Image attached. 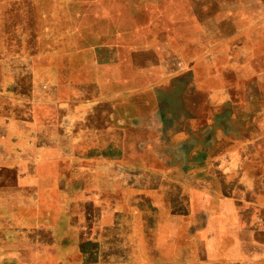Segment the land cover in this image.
<instances>
[{
  "label": "rangeland",
  "instance_id": "1",
  "mask_svg": "<svg viewBox=\"0 0 264 264\" xmlns=\"http://www.w3.org/2000/svg\"><path fill=\"white\" fill-rule=\"evenodd\" d=\"M81 1L0 0V194H15L11 179L18 176L17 171L27 172L22 161L31 162L32 171L40 172L41 187L55 188L54 174L67 171L71 147L81 151L77 154L79 187L98 188L103 166H108L104 162L117 171L114 166L124 163L123 153L115 152L117 146L105 153L83 151L89 146L118 145L119 137H72L67 119L89 112L98 124L107 113L148 114L145 105L139 104V96L120 95L112 80L114 70L103 69L107 53L93 47L108 41L93 39L101 32L87 33L86 9ZM173 2L175 9L167 10L160 0L159 37L153 41L159 48V112L174 114V125L169 127L176 131L185 128L159 138L160 143L145 152L136 149V138L129 136L127 184H112L119 196L90 200L57 193L41 202L37 196L30 200L28 196H0V264H18L19 249L31 260L27 264H198L200 243L190 238L189 230L200 218L190 213L172 215L163 205L164 196H157L156 201L151 196H137L140 187L132 167L139 160L149 165L185 162L190 166L184 171L191 188L202 176H212L211 166L220 160L241 164L243 176L251 181L254 173L264 172V43L256 39L251 49L250 43L236 42L240 45L238 57L224 54L222 67L209 63L213 65L201 71L205 68L199 65L197 35L191 34L185 44L178 36L200 27L194 19L199 9H190L189 15L180 0ZM70 3L74 4L71 9ZM71 10L77 19L84 16L83 22L75 19L77 35H72L67 22ZM246 10L240 5L239 19L242 13L246 16ZM227 11L223 10L224 16ZM259 11L254 14L256 21L263 17ZM171 15L175 18L173 40L166 33ZM57 16L61 19L56 24ZM238 26L240 30L248 28L246 23ZM230 47L229 38H225L222 48ZM127 59L131 62L134 58ZM188 64L190 76L182 77L180 67ZM127 68L132 73V67ZM161 74L168 78L175 75V80L166 77L165 81ZM109 96L116 99L114 104L105 101ZM44 129L47 135H43ZM62 131L68 134L60 135ZM88 161L100 170L85 173ZM15 163L21 166L16 172L12 167ZM147 171L173 179L181 172ZM69 180L67 177L66 182ZM205 186L208 193L213 192L209 184Z\"/></svg>",
  "mask_w": 264,
  "mask_h": 264
},
{
  "label": "crops",
  "instance_id": "2",
  "mask_svg": "<svg viewBox=\"0 0 264 264\" xmlns=\"http://www.w3.org/2000/svg\"><path fill=\"white\" fill-rule=\"evenodd\" d=\"M163 1L166 3L167 10L174 8V0H170L171 2L162 0V3ZM180 2L181 8L188 10L189 15L190 9H199V15L198 17L194 16V19L197 20L200 27L195 28L194 33L190 31L187 34L183 33L178 36L183 37L182 41L185 44L186 41H190L191 34L197 35L200 67L205 68L209 63L222 67L220 58L224 54L230 57H238L240 45L236 42L250 43L251 49L254 48L252 42L256 39L264 43V0H198V4L196 0H180ZM80 4L86 9L84 10L86 12V22H84L87 26V33L101 32L103 36L95 34L97 37L94 36L93 39L108 41V43L105 41L106 43H99L96 47H93V49L105 50L107 53V56L104 55L107 58L102 64L103 69L105 71L113 69L114 72L111 71L114 73L112 80L116 83L120 95H125V97L128 95L139 96V104L145 105L148 114L131 115L126 111H120L119 115L107 113L101 115L102 118L98 120V124H95V115L89 112L80 115L77 113L76 116L67 119L71 129L70 136L72 137L89 138L100 135L109 138L111 136L119 137L118 145L108 144L100 149L89 146L83 151L85 153H105L112 151L117 146L115 152L123 153L125 161L114 166L117 171L112 169L110 162L108 164L104 162V165L108 166H103L105 167L104 173L101 174L103 179L97 180L101 187H99L100 185L98 188L92 189L79 187L80 170L79 155L77 154L81 151L71 147L69 150L70 163L66 168L67 171L54 174L55 188L46 190L41 187L40 172L32 171L31 162L24 164L22 161L23 167H27V172L17 171L21 167L19 163L12 166L18 174V176L16 175L11 179L16 191H14L15 194L5 195L1 193L0 196H28V200L32 196H37L38 202L46 200V196H57V193L60 196H76L78 199L80 196H87V199L90 200H94V196H119L117 189L115 190L112 184L115 182V185L122 184L125 186L127 184L125 179L128 167L125 156L127 151L129 152L127 150L129 136L136 138L135 148L145 152L144 150L148 147L159 144V138L169 137L185 128L176 131L174 128L169 127L170 124L174 125L172 120V118H175L174 114L169 115L166 112L160 115L159 112V105L162 102L158 98L160 88L159 48L157 43L153 44V41L158 40L159 37L158 13L161 7L160 0H130L129 2L128 0H83ZM240 5L243 10L247 9L245 11L246 16L244 17L242 13L243 18L241 19H239L237 11ZM69 6V9H71L74 4L70 3ZM223 10H228L226 16L223 15ZM258 11L263 14V17L258 18L256 21L254 14ZM67 13V22L69 21V24H71L72 35H77L79 32L76 29V24L78 23L75 19L83 22L84 16L77 19L72 10ZM77 13L79 14V12ZM167 18L166 33L168 36L170 34L173 40L175 18L173 15ZM60 19V16L55 17L54 23L57 24L56 20L60 23ZM184 19L187 18L184 17ZM224 20L228 23L223 24ZM188 22L189 20H183L185 24ZM239 23H246L248 28L240 30ZM224 25H228V27L224 29ZM255 30H258V32ZM256 34L259 36L256 37ZM225 38H229L231 47L224 51L222 43H224ZM248 54L246 56H249ZM128 57L134 59L128 62ZM139 57L143 58V61L139 62ZM212 65L209 64V67ZM127 66L132 67V73L131 71L128 72ZM190 67L189 64L186 67H180L182 71L179 74L182 77L187 74L189 77ZM238 67L237 65L234 71H237ZM205 70L206 68L201 71ZM161 75L166 81L168 75ZM168 79L173 82L175 75ZM114 87L116 88V86ZM148 94L151 96L148 97ZM111 98L109 96L105 101L108 100L109 104H114L116 99ZM45 129L43 135H47ZM65 134H68V132L62 131L60 133V135ZM168 161L158 165H149L142 162V160L136 162L132 169H134L133 172L138 181L134 180V182L138 183L140 187L137 196H151V200L154 201L157 200V196H164L163 205L171 209L170 213L172 215L184 216L190 213L194 218H200L198 223L191 224L189 230L190 238L198 239L200 243L196 263L264 264V172L262 174L254 173L251 181V179L248 180L243 176L244 172L241 164L220 160L211 166V169L214 170L212 176H207L208 174L202 176L201 181L191 188L184 171V169H189L190 166L185 162L175 165ZM262 165L264 169V162H262ZM86 166L85 173L90 174L94 173L95 168H100L95 167L89 161ZM204 167L206 168V166ZM153 168L177 169L181 172L178 173L179 176L173 179L165 176V173L147 171ZM139 172L140 176H137ZM143 175L147 178L144 179ZM67 177L70 179L68 182H66ZM66 183L70 184L71 187H62V184ZM206 184H209L213 192H207ZM20 185L23 186L22 189L19 187ZM197 198H199L198 204L196 203ZM154 206L157 207V205ZM177 209H182V211L179 213ZM19 250L18 255L21 259L19 258L20 260L17 263H30L31 260L24 257L26 252L21 251L22 249ZM24 258L28 260L26 261Z\"/></svg>",
  "mask_w": 264,
  "mask_h": 264
}]
</instances>
